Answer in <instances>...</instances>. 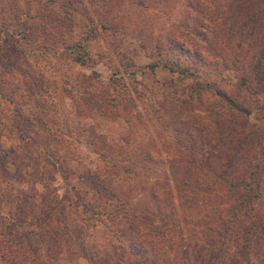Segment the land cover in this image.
Wrapping results in <instances>:
<instances>
[{
    "label": "rangeland",
    "instance_id": "374dc122",
    "mask_svg": "<svg viewBox=\"0 0 264 264\" xmlns=\"http://www.w3.org/2000/svg\"><path fill=\"white\" fill-rule=\"evenodd\" d=\"M67 2L0 0V30L12 33L0 32L1 212L20 219L23 239L47 257L61 229L41 203L60 194L62 170L70 185L96 187L93 173L106 169L91 139L103 147L107 141L112 154L121 147L123 161H160L154 174L145 170L149 198V191L160 195L164 188L157 169L179 158L175 126L192 121V114L206 125L201 138L195 133L192 156H209L202 144L210 140L216 165L192 169L212 189L201 190L207 204L179 208L173 239L181 264H264V0H70L72 8L65 9ZM24 15L29 29L20 24ZM179 48L202 55L196 76L179 77L161 66L180 55ZM151 62L158 66L149 72ZM196 78L249 114L230 111L207 93L196 101ZM113 98L120 105L112 106ZM131 185L133 194L141 184ZM22 198L32 206L24 209ZM233 211L239 218L245 213L230 226L235 234L224 232ZM95 221H88L89 251L118 253L125 242L109 237L106 220ZM69 248L70 257L55 264H100L82 259L74 244Z\"/></svg>",
    "mask_w": 264,
    "mask_h": 264
},
{
    "label": "trees",
    "instance_id": "16d2710c",
    "mask_svg": "<svg viewBox=\"0 0 264 264\" xmlns=\"http://www.w3.org/2000/svg\"><path fill=\"white\" fill-rule=\"evenodd\" d=\"M70 0L64 6L65 9L70 7ZM14 15V14H13ZM21 15V14H20ZM16 16V15H14ZM21 18L20 24L22 27L33 26L27 22V18ZM29 23V24H28ZM3 24V23H2ZM1 28V27H0ZM5 27L0 32H8ZM21 29H19L20 31ZM21 32V31H20ZM23 32V31H22ZM24 34V32H23ZM12 36V35H11ZM177 57L174 60H167L162 63V67L169 72H174L179 77H194L197 75V70L203 62L202 55L197 51H188L187 49H180ZM184 55L188 63H182L179 56ZM0 56L1 53H0ZM77 60L82 63L83 57H77ZM158 66L157 63L151 62L145 65L149 72L154 71ZM11 67V66H10ZM135 71V70H133ZM132 71V72H133ZM118 79V78H117ZM116 78H111V85L115 84ZM192 79L193 92L196 95V101L200 99L202 94H211L217 100H220L221 105H224L230 111L238 114H249V108L238 103L233 98L226 95L222 90L213 86L210 82L205 80L197 81ZM0 86V92H1ZM1 94V93H0ZM114 99V98H113ZM112 99V100H113ZM112 106L120 105L119 98L114 99ZM191 99H188V102ZM207 114L212 115L213 111L208 105L206 106ZM215 113V112H214ZM222 113V111H221ZM192 121H181L175 126L174 148L179 153V158L175 160H167L165 169H157L163 180V190L160 195L155 191H149V198L146 197L145 187L142 182L147 178V175L156 172V161L151 156H145L138 160L123 158L120 155L121 147H117L116 154H112L113 146L96 145L95 140L91 139L89 144L92 146V151L96 153L97 159L102 164L106 161V169H102L93 173L95 180H99L98 186L80 185L73 186L68 183V173L66 166L62 170V179L64 186L60 194L53 193L48 201H43L41 206L46 208L50 216H54L58 226H60V233L56 242V248L50 252L47 257L36 251L35 245L27 238L23 239L22 235V221L1 212L0 206V263L7 264H55L57 260L70 257L69 245L74 244L76 251L82 259L88 260L92 263L100 264H181L179 254L174 249L173 233L179 229L180 218L178 216L179 208L197 209L198 204L203 206L207 204V199L201 190L211 191L208 183L202 185L198 182L192 173L200 167L205 166L210 171V168L216 165L215 161H210L215 156L216 148L211 145V141L206 140L202 146L205 148L207 156L202 159L193 157L192 154L196 148L195 133L198 132V138L202 137L200 131L206 125H199L198 118L191 114ZM180 120V119H178ZM185 122V123H183ZM188 124H191L192 130H188ZM95 136V135H94ZM103 145V137L97 135ZM198 140V139H197ZM119 149V150H118ZM203 156V153H199ZM54 163V162H53ZM126 163V165H122ZM60 168V169H62ZM154 169V170H153ZM143 170V171H142ZM147 170L149 173H146ZM212 172V171H211ZM101 173V174H100ZM133 178H129L130 175ZM198 178V177H197ZM138 182L137 192H132V180ZM106 181V185L103 182ZM200 181V180H199ZM83 182H86L84 180ZM93 182V180H92ZM95 183V182H94ZM165 184V186H164ZM200 198V199H199ZM201 198L205 199L203 201ZM152 199V201H150ZM23 204V208H30L32 204L27 199L19 200ZM150 205V203H152ZM53 203V204H52ZM179 206V207H178ZM239 212L233 211L228 216V220L224 228H228L232 223L241 221ZM11 215V214H10ZM79 216V222L75 217ZM105 221L106 230L110 238L120 239L125 242L118 245V253L111 251L106 255H99L98 251H89L88 246L90 240L88 236V221ZM230 223V225H229ZM239 222H237V225ZM92 226V225H91ZM179 231V230H178ZM238 233L234 229H225L224 232ZM29 232V231H28ZM25 232V233H28ZM243 233L245 231H242ZM93 244V243H92ZM178 254V255H177ZM73 255H71L72 257ZM94 261V262H93ZM242 261L248 262L247 254L242 256Z\"/></svg>",
    "mask_w": 264,
    "mask_h": 264
}]
</instances>
